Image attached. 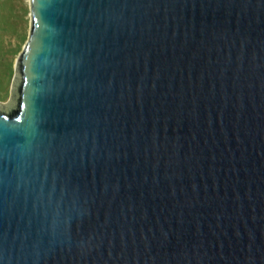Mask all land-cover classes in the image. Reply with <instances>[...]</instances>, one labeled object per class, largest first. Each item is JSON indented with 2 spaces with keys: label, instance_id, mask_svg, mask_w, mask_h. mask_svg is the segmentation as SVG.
<instances>
[{
  "label": "water",
  "instance_id": "water-1",
  "mask_svg": "<svg viewBox=\"0 0 264 264\" xmlns=\"http://www.w3.org/2000/svg\"><path fill=\"white\" fill-rule=\"evenodd\" d=\"M0 264H264V0H29Z\"/></svg>",
  "mask_w": 264,
  "mask_h": 264
},
{
  "label": "rangeland",
  "instance_id": "rangeland-1",
  "mask_svg": "<svg viewBox=\"0 0 264 264\" xmlns=\"http://www.w3.org/2000/svg\"><path fill=\"white\" fill-rule=\"evenodd\" d=\"M28 27L29 0H0V101L8 98L15 57Z\"/></svg>",
  "mask_w": 264,
  "mask_h": 264
}]
</instances>
